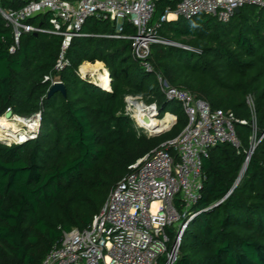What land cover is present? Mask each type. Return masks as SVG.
I'll return each mask as SVG.
<instances>
[{"label":"trees","instance_id":"16d2710c","mask_svg":"<svg viewBox=\"0 0 264 264\" xmlns=\"http://www.w3.org/2000/svg\"><path fill=\"white\" fill-rule=\"evenodd\" d=\"M168 5L156 0L153 22ZM115 29L89 19L88 35L72 40L70 65L58 71L63 37L26 33L11 53L13 29L0 14V118L8 110L41 114L35 138L0 142V264H41L63 232L92 223L131 164L186 126L182 105L166 99L154 72L238 120L240 146L221 143L204 160L197 215L176 264H264V8L245 5L228 21L200 14L162 23L160 36L173 44L152 45L154 72L133 55L130 40L106 36ZM124 33L135 29L126 24ZM99 61L109 70V88L79 73L83 63ZM46 76L63 81L65 93L48 96ZM126 94L156 100L158 118L172 112L178 122L160 137L140 134L124 113ZM254 134L259 142L239 180Z\"/></svg>","mask_w":264,"mask_h":264},{"label":"built area","instance_id":"2783aa9c","mask_svg":"<svg viewBox=\"0 0 264 264\" xmlns=\"http://www.w3.org/2000/svg\"><path fill=\"white\" fill-rule=\"evenodd\" d=\"M166 1L169 5L156 22V0H0V14L13 29L11 53L26 33L46 32L63 37L56 63L58 71L70 65L67 49L74 38L88 35L83 32L84 25L95 18L115 23V32L106 36L130 40L133 55L147 71L154 72L147 60L152 45L172 43L160 36L162 23L200 14L228 21L236 9L245 5L264 8V0ZM38 17L47 21L48 26L32 22ZM126 24L135 33H124ZM154 74L166 99L182 105L186 126L176 137L165 140L131 164L92 223L85 229L63 232L41 264H176L183 234L197 215L194 206L200 199L204 160L221 143L240 146L238 120L232 111L212 108L204 98L171 86L160 73ZM45 80H51V86L63 83L49 76ZM125 101L127 113L137 127L148 130L137 113L141 119L149 116L155 112L156 104L145 105L138 96H128ZM167 113L175 120L164 131L178 122L177 115H164ZM37 115L35 122L41 120V114ZM258 142L253 140L247 160Z\"/></svg>","mask_w":264,"mask_h":264},{"label":"bare ground","instance_id":"6f19581e","mask_svg":"<svg viewBox=\"0 0 264 264\" xmlns=\"http://www.w3.org/2000/svg\"><path fill=\"white\" fill-rule=\"evenodd\" d=\"M81 72L85 77L87 75H90L93 78V80L96 83L100 84L101 87L103 88L111 84V77L109 75L108 69L104 67V64L102 62H97L95 64H90L86 62L81 66ZM109 87L110 85L107 88ZM137 115L140 122L143 123V125L146 126L151 133H159L161 131L166 130L173 124L175 120V116H173L171 113H167L161 119L152 115L143 116L141 119L140 118L141 115L139 113H137ZM35 124H36L35 120L26 119L18 115H14L12 118H7L4 115L0 118V141L19 142V140L22 139V137H25V135L23 136H19L20 134L16 135L15 132L18 129L17 130L15 129L17 127L33 128ZM168 124L169 126L166 127Z\"/></svg>","mask_w":264,"mask_h":264},{"label":"rangeland","instance_id":"374dc122","mask_svg":"<svg viewBox=\"0 0 264 264\" xmlns=\"http://www.w3.org/2000/svg\"><path fill=\"white\" fill-rule=\"evenodd\" d=\"M86 63V62H85ZM88 63H90V64H95V63H93V62H88ZM103 63V62H102ZM84 64V63H83ZM82 64V65H83ZM104 64V67L105 68H107L106 67V65H105V63H103ZM81 65V66H82ZM81 66H80V68H79V73H80V75H81V77L83 78V79H85V80H87V81H92L93 80V78L90 76V75H87L86 77L82 74V72H81ZM108 69V68H107ZM109 71V70H108ZM152 80H153V77H152ZM92 82H94L95 83V81L93 80ZM97 85V84H96ZM100 85V84H99ZM98 86V85H97ZM100 88H102L101 87V85H100ZM128 96H138V97H141V101H143V103L145 104V105H151V104H156V110H155V112H152L151 113V115L152 116H159L160 115V108H159V104H158V102L155 100V101H152V102H148V99L146 98V97H144V96H142V95H139V94H137V95H135V94H126L125 95V98H124V102H125V115H128L129 117H131L128 113H127V103H126V98L128 97ZM250 103L251 104H253V99H250ZM172 106H169L168 108H167V110H169V111H172ZM14 116V115H13ZM12 116V117H13ZM24 118V117H23ZM26 119H29V118H26ZM133 119V118H132ZM133 121H134V123H136L135 122V119H133ZM36 124H35V126L33 127V128H29V127H17L15 130H17L16 132H15V134L16 135H18V134H20L19 136H23V135H25V137H22V139H20L19 140V142H7V141H4L5 143H7L8 145H12V144H18V143H23L24 141H26V140H28V139H30V138H35L37 135H38V133H39V130H40V121L39 120H37L36 122H35ZM171 123V122H170ZM169 123V124H170ZM14 124H15V122H14ZM169 124L166 126V127H168L169 126ZM136 126H138V125H136ZM165 127V128H166ZM138 128V127H137ZM173 128V127H172ZM171 128V129H172ZM184 128V127H183ZM31 129V130H30ZM170 129V130H171ZM170 130H168V131H170ZM179 130V129H178ZM138 131H139V133L140 134H144V135H146L147 137H149V138H153V137H160V136H162V135H164L166 132H168V131H163L162 133H151L149 130H147V129H143V128H138ZM182 131V130H181ZM28 137V138H27ZM176 137V136H175ZM26 138V139H25ZM257 138V136H256V134H254V136H253V140H255ZM168 140V139H167ZM21 141V142H20Z\"/></svg>","mask_w":264,"mask_h":264},{"label":"water","instance_id":"95a60500","mask_svg":"<svg viewBox=\"0 0 264 264\" xmlns=\"http://www.w3.org/2000/svg\"><path fill=\"white\" fill-rule=\"evenodd\" d=\"M240 10H241V9H239V8L236 9V13H239ZM34 34L37 35V33H34ZM91 82H92V81H91ZM92 83H94V82H92ZM94 84H97V85L100 87V85H99L98 83L95 82ZM102 88H103V87H102ZM57 91H61L62 93H65V86H64V83H57V84L51 86V88H50V90H49V93H48V96L53 95V94H54L55 92H57ZM13 115H14V114H13L12 110H8V111L5 113V116H6L7 118H12ZM38 117H39V116H38L37 114H35V115H33L31 118H29V119H31V120H36ZM0 142H4V141H0ZM4 143H5V142H4ZM249 161H250V159L246 161V163H245V165H244V167H243V169H242V171H241V175H240L239 180L243 177L244 173L246 172V169H247V166H248Z\"/></svg>","mask_w":264,"mask_h":264},{"label":"crops","instance_id":"0c3cea01","mask_svg":"<svg viewBox=\"0 0 264 264\" xmlns=\"http://www.w3.org/2000/svg\"><path fill=\"white\" fill-rule=\"evenodd\" d=\"M99 62H100V61H99ZM96 63H97V62H96ZM108 72H109V71H108ZM109 85H110V84H109ZM109 85H107L106 88H107Z\"/></svg>","mask_w":264,"mask_h":264}]
</instances>
